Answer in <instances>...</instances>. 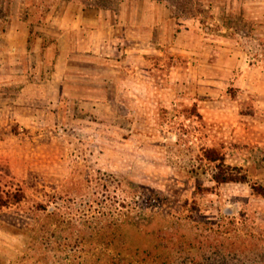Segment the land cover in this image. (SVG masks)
<instances>
[{"label": "rangeland", "instance_id": "374dc122", "mask_svg": "<svg viewBox=\"0 0 264 264\" xmlns=\"http://www.w3.org/2000/svg\"><path fill=\"white\" fill-rule=\"evenodd\" d=\"M5 13L0 264H264V0Z\"/></svg>", "mask_w": 264, "mask_h": 264}, {"label": "trees", "instance_id": "16d2710c", "mask_svg": "<svg viewBox=\"0 0 264 264\" xmlns=\"http://www.w3.org/2000/svg\"><path fill=\"white\" fill-rule=\"evenodd\" d=\"M6 13H5V0H0V32L2 33L4 31V25L5 22ZM234 173H227V174H217L214 177V180L217 182H226V181H233L234 179ZM1 205H4V201H1Z\"/></svg>", "mask_w": 264, "mask_h": 264}, {"label": "crops", "instance_id": "0c3cea01", "mask_svg": "<svg viewBox=\"0 0 264 264\" xmlns=\"http://www.w3.org/2000/svg\"><path fill=\"white\" fill-rule=\"evenodd\" d=\"M94 11V10H93ZM95 15H99V12H94Z\"/></svg>", "mask_w": 264, "mask_h": 264}]
</instances>
